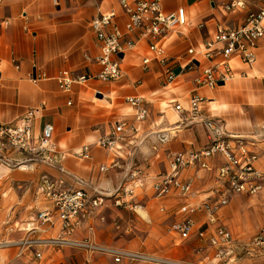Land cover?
Segmentation results:
<instances>
[{
  "label": "crops",
  "instance_id": "1",
  "mask_svg": "<svg viewBox=\"0 0 264 264\" xmlns=\"http://www.w3.org/2000/svg\"><path fill=\"white\" fill-rule=\"evenodd\" d=\"M142 1L151 0H57V4L53 0H0V123L16 125L33 111L32 139L40 137L45 125H51L55 149L54 166L27 162L21 154L6 152L24 165L9 170L0 166V240L18 241L35 228L34 237L88 240L97 247L163 260L148 253L149 247L159 254L161 243L171 247L175 242L209 243L217 226L226 228L238 245L243 242L246 246L261 229L252 237L236 239L221 220L224 206L214 214L215 223L205 211L188 215L190 208L217 202L225 191L226 184L217 176V169L224 164L219 155L207 161L210 171L186 168L181 172L180 179L191 186L186 197L174 193L159 198L152 185L169 172L171 155L209 146L211 134L205 122L211 121L225 136L237 138L247 152L258 156L254 168L262 175L261 188L251 196L264 190V39L249 50L253 57L250 63L241 52L225 60L218 53V45L211 48L209 56L203 54L205 43L212 40L217 28L239 29L249 13L264 9V0H237L243 9H227L230 0H159L165 15L183 10L185 23L154 41L141 38V29H125L127 11ZM105 14L113 17L103 32L116 30L120 34V52L112 58L120 77L109 82L95 79L101 71L97 62L100 44L90 27L94 19ZM151 43L162 48L164 55L151 52ZM190 49L195 56L188 55ZM176 68L180 73L169 81L166 72ZM206 68L221 80L214 88L196 84ZM63 73L70 78L92 79L62 91L57 80ZM194 97L201 100L200 121L188 115ZM129 100L137 103L132 105ZM119 122L126 126L118 142L120 151L100 147L99 140ZM237 142L232 139L230 143L235 155ZM132 165L141 171L142 181V187L134 188L136 210L115 205L112 197ZM59 168L66 173L61 174ZM43 175L61 181L66 189H77L76 180L82 181L89 197L106 196L105 204L95 209L87 206L68 234L61 230L58 220L38 226V212L51 208L37 190ZM34 178L35 187L28 188ZM240 196L250 195L233 197ZM106 214L112 223H101ZM187 217L192 225L183 237L172 226ZM117 219L124 233L118 238L114 228ZM208 249L216 252L209 244ZM39 252L41 258L36 259L26 251L20 255L18 247L2 248L0 264H151L133 263L127 257L115 263L112 254L83 248L42 247ZM235 255L229 263L264 264V251L242 248L235 250Z\"/></svg>",
  "mask_w": 264,
  "mask_h": 264
},
{
  "label": "built area",
  "instance_id": "2",
  "mask_svg": "<svg viewBox=\"0 0 264 264\" xmlns=\"http://www.w3.org/2000/svg\"><path fill=\"white\" fill-rule=\"evenodd\" d=\"M54 4H57V0H53ZM227 9L240 8L244 6L242 2L237 0H230ZM128 22L125 26L127 32H132L137 29H141V38L150 37L153 41L164 35L166 32L172 30L176 25L182 26L185 23V17L183 10H178L176 13L165 15L161 12L159 6V0L136 2L131 10L127 11ZM112 15L105 14L100 18L94 19L91 24V30L96 36L97 42L100 44L97 62L101 66V71L96 75L97 80L102 82H109L120 77V71L116 61L112 58L120 52L119 38L120 34L113 30L106 34L103 31L111 24ZM264 39V9L257 13H249L244 20L243 25L237 30H224L221 27L217 28L215 35L211 41L205 43V56H209L212 52L211 48L214 45H218V53L227 60L236 52L243 54L245 62H252L253 57L249 52L254 45ZM151 52L156 56L161 57L164 55L162 48L156 44H150ZM189 56H195V52L188 50ZM148 60H144V64H147ZM191 64V63H190ZM227 64L223 66L225 72ZM167 79L170 81L175 76L174 70H168L166 72ZM89 79V76H81L78 78H70L68 73H63L58 78V84L62 91H68L73 83L84 84ZM221 81L213 75L211 68H206L202 71L201 76L196 80V84L206 86L208 88H214ZM201 100L197 97L192 98L188 115L194 119L200 121L199 104ZM129 103L135 105L136 100H129ZM176 111H180V106H175ZM143 114V112L141 113ZM34 116L33 111H28L22 116L16 125H8L0 123V166H5L9 169L20 168L24 163H20L7 156V151L11 150L26 157L27 162L40 163L45 165H55L52 155L55 154L54 145L52 143L53 128L51 125H45L43 127L40 137L36 140L32 139L30 124ZM207 129L210 131L211 140L208 147L189 153L173 154L168 160L169 172L160 177L158 182L152 185L153 192L157 197H164L170 194H178L180 197H186L190 193V183L184 182L180 179L181 172L186 168H197L199 170L210 171L207 161L216 155L223 158L224 164L217 169V176L221 182H224L225 191L221 193L220 199L215 203H204L199 206L190 208L188 215L195 214L199 211H205L209 215L211 223H215L214 214L223 206H226L230 199L234 195H254L261 186L260 180L262 178L261 173L254 168V164L258 159V156L246 151L244 145L237 138L225 136L221 129L211 122H205ZM126 126L124 123H117L113 131L108 135L101 138L98 145L108 151H120L118 142L120 135L124 132ZM237 140V155L233 153V148L230 143L231 140ZM164 140V139H163ZM84 153L87 152L85 148ZM116 165V162L112 164ZM61 174L66 172L59 168ZM141 171L134 165L127 167V174L124 177L123 183L112 195L115 198L114 204L117 206L129 207L132 210L139 208L138 205L132 203L135 186L142 187V181L140 178ZM76 184L79 186L77 189L64 188L61 181L52 180L46 175L41 176L37 190L40 194L47 199L51 208L44 209L36 215V223L38 226H44L45 224L51 225L54 220H58L61 226V230L68 234L72 229L78 225V219L82 212L89 206L91 209L100 207L106 196L97 194L96 196L89 197L82 181L76 180ZM133 184V185H132ZM111 197V198H112ZM121 199H124L122 203ZM191 219L185 218L184 220L174 224L173 230L185 237L191 229ZM37 232V229L32 228L28 230L26 236L16 242H5L0 244V248L18 247L20 255L26 251L34 255L36 259L41 258L39 248L42 247H54V248H83L91 249L93 246L89 244V241H75L70 240L64 236L56 238H35L33 234ZM210 246L216 250L219 249L217 257H220L223 253V248L233 247L231 251H227L226 255L233 254L234 241L223 226H217L214 230V234L209 239ZM245 248L251 251H264V228H261L259 232L253 237V239L245 246ZM101 252H106L114 255V262L119 263L121 257H127L132 261H144L151 264H172L165 260L151 258L139 254H124L119 251H112L109 249L96 248Z\"/></svg>",
  "mask_w": 264,
  "mask_h": 264
},
{
  "label": "rangeland",
  "instance_id": "3",
  "mask_svg": "<svg viewBox=\"0 0 264 264\" xmlns=\"http://www.w3.org/2000/svg\"><path fill=\"white\" fill-rule=\"evenodd\" d=\"M36 181H37L36 178H34V182L30 181L27 184L28 188L32 187V185L35 187ZM33 194H34V190H33ZM105 201L106 198L104 199V202L100 207L104 206ZM230 201L231 202L229 203V205H226L222 208L220 212V216H221V220L225 221V223H227L226 224L227 227H229L231 231L235 234L234 237L236 239L241 240L244 238L252 237L257 233V231L260 228H264V190H261V193H259L256 196L233 197V199H230ZM129 217L132 218L131 216ZM112 222L113 221L109 217V214L104 215V220L101 221V223L103 224L112 223ZM116 223L114 228L116 231V235L118 233L117 236L118 238L121 234L124 233L121 231V226H120L121 221L117 219ZM142 234L145 236L147 233L142 231ZM83 241H88V240H83ZM5 242H16V241H11V239L0 240V244H3ZM244 243H247V241H244ZM89 244H91V242H89ZM208 244L209 243H207L205 240H201V242H199L198 240L187 241V242H175L174 246L172 247L169 246L168 244L161 243L157 248V249L159 248L161 249V253L159 254L153 253L152 251L154 249L153 247H149V249L148 248L147 249L149 251L148 253L157 254L158 256L164 257L163 260H165L166 262H170L172 264H222L223 262H224L223 264H232L229 263V260L232 259L234 256L236 257L235 250L237 249L242 250V248L243 250L246 249L245 245H243V242L240 245L234 242L233 245L237 246V249L236 248L234 249L233 254L226 255V252L231 251L233 247L223 248L222 255L220 257H217L216 255L219 249L218 250L215 249L216 252L210 251L208 249ZM91 246H93L94 249L102 248V249L117 251L110 247L109 248H104L99 246L97 247L92 244ZM143 249H146L145 246H143ZM139 255L147 256L145 254H139ZM242 255L244 256V253H242ZM149 257L156 258L154 256H149ZM212 257L213 258L216 257L217 260L214 262L212 260ZM137 262L134 261L133 263H137Z\"/></svg>",
  "mask_w": 264,
  "mask_h": 264
},
{
  "label": "water",
  "instance_id": "4",
  "mask_svg": "<svg viewBox=\"0 0 264 264\" xmlns=\"http://www.w3.org/2000/svg\"><path fill=\"white\" fill-rule=\"evenodd\" d=\"M179 73H180V69H179V68H176V69L174 70V74L177 75V74H179Z\"/></svg>",
  "mask_w": 264,
  "mask_h": 264
},
{
  "label": "bare ground",
  "instance_id": "5",
  "mask_svg": "<svg viewBox=\"0 0 264 264\" xmlns=\"http://www.w3.org/2000/svg\"><path fill=\"white\" fill-rule=\"evenodd\" d=\"M22 166H23V165H22ZM1 167L5 168V169H7V170L9 169V168H7V167H5V166H1Z\"/></svg>",
  "mask_w": 264,
  "mask_h": 264
}]
</instances>
